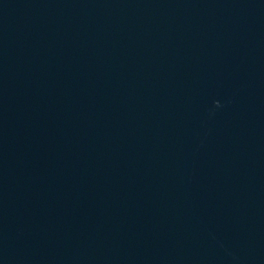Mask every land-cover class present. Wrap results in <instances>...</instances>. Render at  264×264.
Here are the masks:
<instances>
[{
  "label": "water",
  "instance_id": "obj_1",
  "mask_svg": "<svg viewBox=\"0 0 264 264\" xmlns=\"http://www.w3.org/2000/svg\"><path fill=\"white\" fill-rule=\"evenodd\" d=\"M0 264H264V0H0Z\"/></svg>",
  "mask_w": 264,
  "mask_h": 264
}]
</instances>
